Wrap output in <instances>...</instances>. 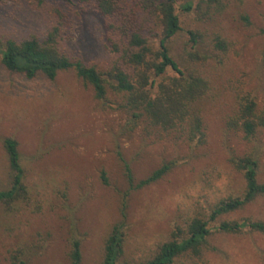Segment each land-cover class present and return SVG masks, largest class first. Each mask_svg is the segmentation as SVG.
<instances>
[{
	"label": "rangeland",
	"instance_id": "obj_1",
	"mask_svg": "<svg viewBox=\"0 0 264 264\" xmlns=\"http://www.w3.org/2000/svg\"><path fill=\"white\" fill-rule=\"evenodd\" d=\"M207 1L178 0V6L190 2L193 9L179 13L181 31L170 42L174 57L184 59L193 51L188 32H194L197 50L208 57L201 69L211 86L204 102L207 140L197 148L146 137L142 125L125 132L126 116L103 107L73 69L54 80L41 74L27 79L5 69L0 47V191L10 188L7 138L17 142L27 191L11 210L0 205V264H11L17 246L26 264H70L74 240L80 241L81 264H102L105 238L122 213L126 228L117 264H144L174 231L184 232L192 219H208L221 200L243 194L236 160L254 156L264 184V136L247 142L226 127L236 95L249 93L264 107V0H218L223 10L217 15L215 3L207 8ZM59 5L0 0V40H43ZM102 35L96 16L73 15L59 48L71 61L105 73L114 56ZM215 35L229 43L225 55L214 50ZM118 154L137 181L165 162L174 167L155 184L129 192ZM244 220L264 222V196L211 223L200 259L185 256L173 264H264V235L215 230L222 221Z\"/></svg>",
	"mask_w": 264,
	"mask_h": 264
},
{
	"label": "trees",
	"instance_id": "obj_2",
	"mask_svg": "<svg viewBox=\"0 0 264 264\" xmlns=\"http://www.w3.org/2000/svg\"><path fill=\"white\" fill-rule=\"evenodd\" d=\"M27 1L38 6L45 2ZM59 3L52 11L55 25L43 40L36 37L22 41L0 40L1 62L6 70L27 79L41 74L54 80L59 72L73 69L79 79L92 87L94 98L103 107L121 111L126 116L125 132L132 133L142 125L146 137L156 141L169 140L195 148L206 143L204 102L211 86L201 69L208 57L197 50L200 38L191 31L188 35L193 51L185 53L184 59L178 57L177 60L170 48L171 40L181 31L179 13L191 12L193 6L190 2L180 6L178 0H59ZM213 3L214 14L222 12L223 6L218 0H208L205 4L211 8ZM86 14L99 19L104 47L114 56L105 73L94 66L71 61L59 48V39L72 16ZM212 43L214 50L221 55H225L229 48L226 39L219 35L214 36ZM226 127L229 131L241 133L247 142L256 141L259 136H264V107H260L249 93L236 95ZM3 149L11 180L10 188L0 191V205L11 210L13 203L26 198L27 191L17 142L7 138L3 141ZM118 156L129 192L155 184L174 167L173 162H165L137 181L130 165L120 154ZM234 164L245 182L243 194L221 200L213 207L208 219H192L184 232L174 231L144 264H173L185 256L200 259L212 233L211 223L264 196V184L257 179V159L248 155ZM101 178L107 185L104 172ZM125 228V214L122 213L121 221L112 226L105 238L102 264H117L123 254ZM215 230L225 234L248 230L264 235V222L222 221ZM23 254L22 247L17 246L9 257L11 264H26ZM68 257L70 264H81L79 240L71 242Z\"/></svg>",
	"mask_w": 264,
	"mask_h": 264
}]
</instances>
